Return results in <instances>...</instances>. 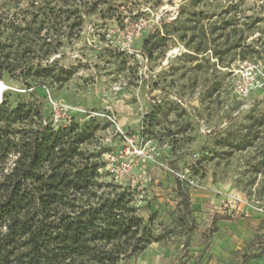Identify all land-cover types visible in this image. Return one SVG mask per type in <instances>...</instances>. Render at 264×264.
Masks as SVG:
<instances>
[{"label":"rangeland","instance_id":"obj_1","mask_svg":"<svg viewBox=\"0 0 264 264\" xmlns=\"http://www.w3.org/2000/svg\"><path fill=\"white\" fill-rule=\"evenodd\" d=\"M95 1L104 15L49 58L77 73L33 91L5 82L9 106L33 102L50 123L57 105L100 125L89 146L100 181L129 187L160 238L129 264H264V0ZM158 30L171 35L151 60L143 43ZM246 232L242 250L215 249Z\"/></svg>","mask_w":264,"mask_h":264},{"label":"trees","instance_id":"obj_2","mask_svg":"<svg viewBox=\"0 0 264 264\" xmlns=\"http://www.w3.org/2000/svg\"><path fill=\"white\" fill-rule=\"evenodd\" d=\"M96 14L104 11L95 0H0V82L29 91L34 84L65 85L77 66L49 58L79 40L85 18ZM167 35L158 30L145 39L144 55L153 60ZM6 93L0 103V264H129L160 242L133 205L130 188L100 181L105 165L89 147L97 122L72 117L54 126L33 102L10 107ZM176 190L179 205L189 207L179 180Z\"/></svg>","mask_w":264,"mask_h":264},{"label":"crops","instance_id":"obj_3","mask_svg":"<svg viewBox=\"0 0 264 264\" xmlns=\"http://www.w3.org/2000/svg\"><path fill=\"white\" fill-rule=\"evenodd\" d=\"M240 237L241 238L238 239L230 235H219L215 237V249L221 251L223 255H229L230 252L235 253L236 251L247 247L248 243L253 239L252 235L247 232ZM221 259L226 260L224 256H221ZM254 261L256 262V260H253L252 262ZM257 261L259 262V259H257Z\"/></svg>","mask_w":264,"mask_h":264},{"label":"built area","instance_id":"obj_4","mask_svg":"<svg viewBox=\"0 0 264 264\" xmlns=\"http://www.w3.org/2000/svg\"><path fill=\"white\" fill-rule=\"evenodd\" d=\"M1 102L2 101H0V103ZM71 119L72 116L69 110L57 105L53 106V114L51 117V122L53 123L54 126H58L59 124H63V123H68L71 121ZM134 152H137V150L135 149ZM150 157L152 158V156ZM107 169L111 174L115 175L116 177L122 180L125 178L126 170L124 171L120 170L119 167L116 166L114 158H111V162L108 164Z\"/></svg>","mask_w":264,"mask_h":264},{"label":"bare ground","instance_id":"obj_5","mask_svg":"<svg viewBox=\"0 0 264 264\" xmlns=\"http://www.w3.org/2000/svg\"><path fill=\"white\" fill-rule=\"evenodd\" d=\"M0 101H2V97L4 95V92H6L8 90V87L3 83L0 82Z\"/></svg>","mask_w":264,"mask_h":264}]
</instances>
